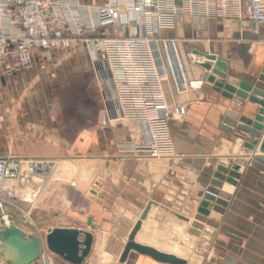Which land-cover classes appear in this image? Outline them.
<instances>
[{
    "label": "crops",
    "instance_id": "obj_1",
    "mask_svg": "<svg viewBox=\"0 0 264 264\" xmlns=\"http://www.w3.org/2000/svg\"><path fill=\"white\" fill-rule=\"evenodd\" d=\"M231 11L230 17L179 15L163 32L178 41L191 82L179 94L170 80L165 83L169 104L189 108L183 120L170 122L173 153L166 158L122 151L121 144L142 141L140 126L106 120L84 43L50 53L36 50L29 69L12 74L6 72L10 66L0 69V156L54 158L76 167L72 186L79 203L68 209V200H61L59 218L65 223L42 231L65 227L93 233L83 264H170L135 250L121 262L150 204L135 243L188 264H264V132L228 130L242 117L254 119L259 105L216 91L204 66H216L208 58L214 55L240 81L255 85L264 76V24H252L240 8ZM9 63L18 67L14 59ZM239 139L255 148L241 146L236 152ZM235 165L240 168L233 183ZM14 187L9 181L6 194L19 201ZM208 189L219 197L202 221L198 216Z\"/></svg>",
    "mask_w": 264,
    "mask_h": 264
},
{
    "label": "built area",
    "instance_id": "obj_2",
    "mask_svg": "<svg viewBox=\"0 0 264 264\" xmlns=\"http://www.w3.org/2000/svg\"><path fill=\"white\" fill-rule=\"evenodd\" d=\"M237 8L252 24H264V0H0V69L10 66L6 69L9 74L29 69L36 50L50 53L68 50L75 42L84 43L106 120L140 126L142 141L123 143L122 151L166 158L173 153L170 122L183 120L189 108L187 104H169L165 83L170 80L179 94L191 82L178 41L163 32L173 28L179 15L230 17L231 10ZM108 29L115 32L105 33ZM10 59L18 67L11 66ZM58 166L56 159L0 156V215L5 220L1 232L9 225L18 226L11 221L8 224L10 207L26 215L6 194L7 183L18 181L24 168L53 173ZM206 194L219 197L209 190ZM26 233L37 235L42 245L32 264H70L48 248V232L37 227ZM0 264H8L1 240Z\"/></svg>",
    "mask_w": 264,
    "mask_h": 264
},
{
    "label": "water",
    "instance_id": "obj_3",
    "mask_svg": "<svg viewBox=\"0 0 264 264\" xmlns=\"http://www.w3.org/2000/svg\"><path fill=\"white\" fill-rule=\"evenodd\" d=\"M208 58L212 61H216V66L211 67L209 64L204 65L211 71V75L208 77V81L213 83L215 90L218 92H228L229 97L236 95L237 97L245 100H250L252 103L259 105V111L255 115L254 119H248L246 117L241 118V123L236 124L235 121L230 123L228 130L233 133L234 127H237L239 131H249L252 127L257 132H264V76L255 84H249L239 79L229 76L225 70L227 69L226 63L217 59L214 55H208ZM219 78V79H218ZM252 93V94H251ZM239 139L236 145L241 143ZM242 144V143H241ZM243 146L251 149L255 148L253 143H243ZM260 151L264 153V137L260 144ZM240 166L235 165L234 171L231 173V182L236 183L235 178L238 177L236 171ZM222 171H226L222 169ZM223 177L222 175H218ZM210 192L219 194L215 189H208ZM216 197L210 194H206L205 201L202 203V217L198 216V219L204 221L205 216L210 213L206 208L213 209ZM151 208V204L145 210L141 221L136 225L130 239L125 247L121 262H124L131 250L138 251L139 253L147 254L159 261L170 264H188L187 260L176 257L174 255L162 253L150 247H146L134 242L137 232L142 226V221L146 219L147 214ZM185 218V217H184ZM188 220L187 218H185ZM91 224V223H90ZM81 235H84V239H80ZM2 241V254L8 264H32L35 262L41 252L42 245L37 235L27 234L22 228L16 225H9L1 232ZM94 235L93 233L82 230L79 228H65L57 227L53 228L46 235V243L50 250L55 252L65 261L70 264H83L89 257L93 248Z\"/></svg>",
    "mask_w": 264,
    "mask_h": 264
},
{
    "label": "rangeland",
    "instance_id": "obj_4",
    "mask_svg": "<svg viewBox=\"0 0 264 264\" xmlns=\"http://www.w3.org/2000/svg\"><path fill=\"white\" fill-rule=\"evenodd\" d=\"M56 160L59 161L58 159ZM75 169L76 167L73 166L67 168L65 164L61 166L60 161L58 168L53 173L38 170L30 171L24 168L25 171L22 177L18 181H13L15 184L14 193L21 197L22 200H14L13 202L25 212H31V217L36 222V225L32 224L29 217L16 207L8 209L12 215L10 221L15 222L27 232H35L37 227L41 230H49L51 227L65 223L59 218V210L64 204L63 202L60 204V201L68 200L65 203L68 209H74L73 207L79 203V193H77L76 187L72 186L74 183L77 184V180L73 178L76 172ZM27 175L28 177H26ZM30 179H35L34 184L30 182ZM42 186L45 187L36 196V192ZM14 193V199H16ZM4 222L5 220L0 215V240L1 226Z\"/></svg>",
    "mask_w": 264,
    "mask_h": 264
},
{
    "label": "bare ground",
    "instance_id": "obj_5",
    "mask_svg": "<svg viewBox=\"0 0 264 264\" xmlns=\"http://www.w3.org/2000/svg\"><path fill=\"white\" fill-rule=\"evenodd\" d=\"M242 143V144H241ZM239 145H236L235 146V148H234V150L237 152V151H239V149L241 148V146H243V141L241 142ZM48 182V181H47ZM47 182H46V184H47ZM49 183V182H48ZM45 186H42V187H40V189H38V191H37V195H38V193H40L41 192V190L44 188ZM36 195V196H37ZM31 212H26V216L27 217H29V220H30V222L32 223V224H34V225H36V223H35V221L33 220V218L31 217ZM10 223V220L8 219V224ZM191 264H195V263H193V262H191Z\"/></svg>",
    "mask_w": 264,
    "mask_h": 264
}]
</instances>
